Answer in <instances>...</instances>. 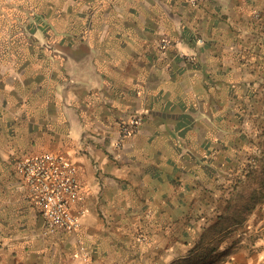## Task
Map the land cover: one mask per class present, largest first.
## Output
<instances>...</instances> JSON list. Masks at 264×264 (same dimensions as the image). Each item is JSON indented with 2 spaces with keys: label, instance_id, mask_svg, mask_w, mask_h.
<instances>
[{
  "label": "crops",
  "instance_id": "crops-1",
  "mask_svg": "<svg viewBox=\"0 0 264 264\" xmlns=\"http://www.w3.org/2000/svg\"><path fill=\"white\" fill-rule=\"evenodd\" d=\"M137 2L135 32L106 27L96 37L103 43L85 44L89 62L78 52L69 76L45 74L22 85L21 108L0 105V264L131 260L142 220L172 227L163 242L176 241L205 145L218 154L222 131L264 94V0ZM164 41L170 46L161 49ZM136 114L144 119L139 133L122 138L121 124ZM44 153L77 166L83 200L73 208L86 213L74 234H46L17 171L19 160ZM181 255L168 253L166 263Z\"/></svg>",
  "mask_w": 264,
  "mask_h": 264
},
{
  "label": "rangeland",
  "instance_id": "rangeland-1",
  "mask_svg": "<svg viewBox=\"0 0 264 264\" xmlns=\"http://www.w3.org/2000/svg\"><path fill=\"white\" fill-rule=\"evenodd\" d=\"M137 1L0 0V105L8 101L14 110L21 108L26 98L22 85L28 82L33 87L45 74L58 70L69 76L74 68L70 60L78 52L89 62L85 44L101 41L96 37L106 27L135 32ZM187 1L193 7L200 2ZM167 43L161 49L168 48ZM256 99L249 112L236 115V128L222 131L218 154L212 155L213 147L205 145V159L199 165L203 176L193 190L189 188L188 207L182 211L186 225L173 229L177 242H163L172 227L142 220L131 242L136 256L107 264H167L168 253L175 250L182 255L173 264H262L264 94ZM132 118L137 134L144 119L139 114ZM125 236L131 238L129 231Z\"/></svg>",
  "mask_w": 264,
  "mask_h": 264
},
{
  "label": "built area",
  "instance_id": "built-area-1",
  "mask_svg": "<svg viewBox=\"0 0 264 264\" xmlns=\"http://www.w3.org/2000/svg\"><path fill=\"white\" fill-rule=\"evenodd\" d=\"M192 1L197 3L199 0ZM166 46L167 42L161 48ZM184 57L190 63L195 62L194 55L187 54ZM134 133L136 118L121 124L122 138ZM17 171L27 187L29 198L46 225V234L56 231L74 234L80 229L86 208L84 205H80L77 210L73 208L83 200L78 183V169L73 161L60 154L44 153L19 160ZM78 255L84 262L89 261V254L83 243L79 244Z\"/></svg>",
  "mask_w": 264,
  "mask_h": 264
}]
</instances>
